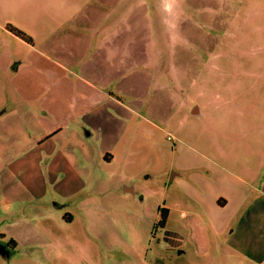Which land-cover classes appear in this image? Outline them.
I'll return each mask as SVG.
<instances>
[{
  "label": "rangeland",
  "instance_id": "obj_1",
  "mask_svg": "<svg viewBox=\"0 0 264 264\" xmlns=\"http://www.w3.org/2000/svg\"><path fill=\"white\" fill-rule=\"evenodd\" d=\"M55 43L75 61L101 62L120 106L85 118L102 126L87 139L90 164L56 157L53 167L47 148L39 161L30 143L2 160L0 243L11 255L0 264H264L255 214L239 210L264 172V0H0V108H17V74L37 78L14 66L42 62L36 48ZM122 123L119 158L102 164L106 154L96 155ZM73 126L55 142L71 140ZM16 185L36 200L14 202ZM22 213L41 219L36 252L2 236Z\"/></svg>",
  "mask_w": 264,
  "mask_h": 264
},
{
  "label": "crops",
  "instance_id": "obj_2",
  "mask_svg": "<svg viewBox=\"0 0 264 264\" xmlns=\"http://www.w3.org/2000/svg\"><path fill=\"white\" fill-rule=\"evenodd\" d=\"M91 42L92 39L89 45ZM95 42L97 43V41ZM96 45L98 46V44ZM64 46L56 45L55 43L45 46L46 49H41V47L36 48L37 51L42 52L39 54L43 60L42 62H36L35 65L23 64V68L20 65L21 63L14 66V70L17 73L22 69L26 70L34 67L36 72L34 75L35 77L37 75V78L33 79L29 85L17 74L15 77L18 99L16 103L17 108L14 110H9L8 106L5 109L0 108V164L6 158H18L21 154L20 147L28 143L37 150H35V159H39V161L43 156L41 149L46 147L53 158V167L57 166L55 162L56 157H59V163L66 161L68 166L71 163L77 164L81 160L84 164H90L94 158L93 148L91 149L94 146L87 139L97 138V135H99L98 126H102L98 122L90 125L85 118L100 117L103 114L104 104L108 102V104L114 105L116 103L119 105L120 97H118V94L114 90H111V86L114 83L111 85L110 80L108 82L103 80L100 73L101 62L80 63L75 61L64 50ZM82 47V45L78 44L75 46V49L80 51ZM44 50L46 51L44 52ZM70 52L75 53L73 50ZM11 63V58L7 57L5 66L9 67ZM28 88L32 90L30 93L27 92ZM196 110L198 112L197 115L202 114L200 108H196ZM57 116H61L62 119L56 123L55 117ZM109 118L113 120V117ZM140 119L146 121L141 116ZM69 121H71L70 124H68ZM72 121H75V123H72ZM71 124H75L73 126L74 129H71V140L56 143V138L62 135L66 126ZM121 127L122 136L117 140L111 141V146L108 148L103 144L102 149L104 147L105 150H102L99 154L97 153L96 156H99V159L106 154L107 159L105 158L102 164H113V162L118 160L120 155L118 149L122 145L121 139L125 138V132L128 131V124L122 123ZM125 145L126 143L123 144L124 153L129 155L130 146ZM12 150H16L14 155L11 154ZM262 169L264 171V166ZM85 180L88 179L84 178L82 182ZM66 181L69 182L70 180ZM18 187L21 191L17 190L18 193L15 196L16 200L14 199V202L36 200L32 198V193L29 194L27 188L22 185H16V188ZM124 188L126 191L133 190L127 184L124 185ZM256 190L258 192L257 197L247 206L244 202L239 206V210L240 208L241 211L245 210L243 219L246 217L247 221L250 220L252 222L253 214H255L256 221L252 222L255 228L254 232L259 234L260 240L264 241V172L260 176V185ZM2 195L4 197L8 196L5 190L2 191ZM66 195H68L67 192ZM3 201L7 202V199ZM226 202L228 204V200ZM6 207L5 209L8 211ZM39 221H41L39 217L28 218L25 213H22L16 223L5 225V232L2 236L5 238L4 240L14 242L15 247H12L14 251H23L25 253L28 251L36 252L37 248L41 247V245L38 239H35V236L38 234L33 231V228L36 227ZM8 227H17L16 234L11 233ZM0 245L2 246L1 243ZM4 249L7 251V254L0 255H11L10 249L5 247ZM256 250L260 253L259 255L253 253L250 255H255V258L264 260V249L256 246Z\"/></svg>",
  "mask_w": 264,
  "mask_h": 264
},
{
  "label": "trees",
  "instance_id": "obj_3",
  "mask_svg": "<svg viewBox=\"0 0 264 264\" xmlns=\"http://www.w3.org/2000/svg\"><path fill=\"white\" fill-rule=\"evenodd\" d=\"M18 35L21 36V37H23V39H25L26 41H28V43H30V44L32 43V41H31L30 38L25 37L24 35H22L20 33H18ZM160 216L161 217H160V221H159V226L162 227V228H164L166 226V224H167V220H168V216H169L168 209H166V208L162 209L161 212H160ZM9 243H10L9 244L10 246H12L13 248L15 247L14 242L11 241Z\"/></svg>",
  "mask_w": 264,
  "mask_h": 264
},
{
  "label": "water",
  "instance_id": "obj_4",
  "mask_svg": "<svg viewBox=\"0 0 264 264\" xmlns=\"http://www.w3.org/2000/svg\"><path fill=\"white\" fill-rule=\"evenodd\" d=\"M195 113L197 114V110L195 111ZM0 254H7V251L4 249L3 246L0 245Z\"/></svg>",
  "mask_w": 264,
  "mask_h": 264
}]
</instances>
